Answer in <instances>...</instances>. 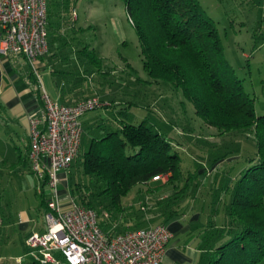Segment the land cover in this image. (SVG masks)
I'll use <instances>...</instances> for the list:
<instances>
[{"label": "trees", "instance_id": "obj_1", "mask_svg": "<svg viewBox=\"0 0 264 264\" xmlns=\"http://www.w3.org/2000/svg\"><path fill=\"white\" fill-rule=\"evenodd\" d=\"M75 1L47 0L48 34L59 30L61 22L74 21ZM122 1L148 75L181 89L197 117L220 133L249 130L252 138L229 140L221 151L203 152L190 140L187 144L179 140L181 134L173 137L153 130L146 117L138 123L120 120L117 128L89 141L82 173L103 186L99 192L84 194L78 183V203L93 209L100 201L97 195L104 193L108 204L116 205L136 184L168 174L169 182H183L185 188L193 187V194L159 205L152 217L159 223L154 225L189 212L184 220L190 224L187 236L197 239L196 264L260 263L264 258V114H256L254 98L227 59L217 21L200 0ZM36 91L41 101L39 87ZM195 143L207 146L202 140ZM207 164L211 172H206ZM194 214L198 217L192 220Z\"/></svg>", "mask_w": 264, "mask_h": 264}, {"label": "rangeland", "instance_id": "obj_2", "mask_svg": "<svg viewBox=\"0 0 264 264\" xmlns=\"http://www.w3.org/2000/svg\"><path fill=\"white\" fill-rule=\"evenodd\" d=\"M200 1L217 21L225 55L246 92L254 98L256 114H264V0ZM73 6L71 13L75 21L63 24L55 35L57 41L48 45L47 52L52 48L50 54L57 53L54 72L58 86L66 90L71 83L77 84L85 88L89 97H104L107 102L101 99L103 107L88 111L80 119L83 131L76 159L66 170L69 180L57 183V197L63 210L70 207L69 197L78 204L75 190L78 183L84 194L101 190V181L87 180L90 177L82 173L84 153L91 139L117 128L120 120L138 123L146 117L153 130L173 137L181 134L183 137L179 140L185 144L190 140L192 145L209 152L217 151L229 140L252 138L249 130L239 134L220 133L197 117L181 89L163 81L156 82L148 75L137 33L122 0H76ZM25 66L35 71L27 61ZM37 72L42 75V71ZM82 76H87L85 81ZM40 82L42 84V80ZM8 134L0 123V223L10 219L13 224L26 214L42 226L43 216L38 212L42 209L40 190L44 191L45 198L51 197L52 191L30 170L28 162L18 164L15 170L5 168L7 162H16L18 149L22 159L25 158L26 137H22V132L20 136ZM195 139L207 146L196 145ZM197 161L205 162L204 159ZM205 167L206 172H211L208 164ZM168 178V174L160 175L158 180L136 184L116 205H109L104 193L97 195L100 201L93 209L98 214L99 225L104 229L101 224L105 223L111 232L118 234L146 228L145 223H159L158 218L152 219L161 209L159 205L168 206L182 201L186 194H193V187L185 188L183 182L171 183ZM200 179H204L203 174ZM187 214L189 217V212ZM138 222L142 223L134 227ZM18 229L16 223L11 228L0 224V232H3L0 233V257L10 259L11 263L17 255L26 260L30 258L25 255L27 251L23 249ZM7 236L12 240L4 244L1 239ZM258 264H264V258Z\"/></svg>", "mask_w": 264, "mask_h": 264}, {"label": "built area", "instance_id": "obj_3", "mask_svg": "<svg viewBox=\"0 0 264 264\" xmlns=\"http://www.w3.org/2000/svg\"><path fill=\"white\" fill-rule=\"evenodd\" d=\"M47 50V0H0V56L21 54L34 67ZM39 87L42 110L28 118L27 157L32 172L52 193L46 198L45 231L26 238L27 254L39 264H161L173 237L167 225L111 235L100 227L94 209L72 197L69 209L61 208L58 172L68 170L78 154L81 117L104 102L93 96L61 104Z\"/></svg>", "mask_w": 264, "mask_h": 264}, {"label": "crops", "instance_id": "obj_4", "mask_svg": "<svg viewBox=\"0 0 264 264\" xmlns=\"http://www.w3.org/2000/svg\"><path fill=\"white\" fill-rule=\"evenodd\" d=\"M62 25L63 23L61 22L60 26ZM56 34L57 31L49 34L48 41L50 43L48 42V45L50 44L51 46L52 41H57V38L55 36ZM51 50L52 48L49 49V52H46L36 60L34 66L35 71L26 68V66L24 67V62L26 60L21 54L0 56V123H2V128L5 131H8V135L20 136L22 132V137H26V143L24 144L23 148V154L25 155V158L22 159L21 151L20 149H18L19 151L16 156V162H7L5 164V168L8 167V169L10 168V170H15V167L20 163L23 164L25 162H28L29 164V160L27 157L29 144L28 118L30 115L38 114L42 110V104L36 91L39 85L46 91V93L52 100L61 104L73 105L78 101L91 96L90 94L85 93V88H82L81 86L73 83H71L72 85H70L69 89H60L54 72L56 71V61L54 58L57 57V53L50 54ZM37 70L39 72L42 71V75H38ZM81 71L82 73H84L82 68ZM86 73L84 75H86ZM82 77L84 81L87 78V76ZM41 80L42 84L40 82ZM95 90L97 91V89ZM109 91L112 92L111 90ZM101 99L104 100V97H101ZM58 177L59 180L64 182L69 180L66 170L59 171ZM150 180H152V178ZM40 194L42 209L38 210V212L43 216L42 226H39L38 221L36 222L35 220H32V218L27 216L26 214L20 216L18 221L13 223H16L18 225L19 229L17 232L20 235L23 249H26V251V238L32 233H41L45 231L44 213L46 210V196L43 190H40ZM196 216L197 215L194 214L192 217L195 218L192 219L191 217V219L195 220L198 217ZM187 218L188 214L184 217H172L167 222H165V225H167L169 230L172 232L173 237L166 245L161 264H196L198 262L199 251L196 246L197 239L187 236V232L190 228V224L184 220ZM5 222L7 224L2 220L0 224H4L5 228H11L13 226L10 219L6 220ZM135 224L136 223H134V226ZM101 225L105 230H107V233L114 235L108 225H106L105 223ZM3 230L4 229H2V231ZM2 231L0 232L1 234L3 233ZM179 236H181V238L177 239V237ZM183 236L185 237L183 238ZM10 240H12L10 236H7L6 239H1L4 244H7ZM172 240H174V242H171ZM25 255H28L27 252H25ZM15 258L16 259L14 260V262L11 263L10 259L4 260L3 257H0V264H39L31 256L27 260L25 258H22V255H17Z\"/></svg>", "mask_w": 264, "mask_h": 264}]
</instances>
